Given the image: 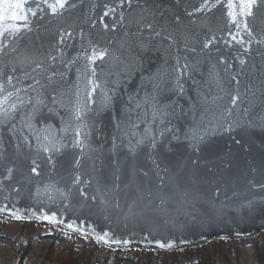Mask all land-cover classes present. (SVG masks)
I'll use <instances>...</instances> for the list:
<instances>
[{"label":"water","instance_id":"1","mask_svg":"<svg viewBox=\"0 0 264 264\" xmlns=\"http://www.w3.org/2000/svg\"><path fill=\"white\" fill-rule=\"evenodd\" d=\"M0 217L123 251L262 236L264 0H0Z\"/></svg>","mask_w":264,"mask_h":264},{"label":"rangeland","instance_id":"2","mask_svg":"<svg viewBox=\"0 0 264 264\" xmlns=\"http://www.w3.org/2000/svg\"><path fill=\"white\" fill-rule=\"evenodd\" d=\"M30 224L32 223H20L7 217H0V264H67L83 254L84 258L88 259L95 250L93 247H85L84 244L77 241V239H85L62 231H55L49 226L38 224V227L33 228ZM49 236L50 238H48ZM249 240L251 239L232 241L247 242ZM81 247L88 251L84 253L76 249ZM102 248L105 251L110 250ZM104 250L98 252L100 262H104L107 256ZM110 251L119 252L120 257L125 260L134 256V250ZM257 258L258 256L253 250L245 248L240 256V262H236V264H255Z\"/></svg>","mask_w":264,"mask_h":264},{"label":"trees","instance_id":"3","mask_svg":"<svg viewBox=\"0 0 264 264\" xmlns=\"http://www.w3.org/2000/svg\"><path fill=\"white\" fill-rule=\"evenodd\" d=\"M30 226L38 227L36 224H30ZM31 236L33 237V235ZM77 241L84 244L85 247L91 246L95 250L88 259L84 258L82 253L83 257L78 256L67 264H236V262H240V256L245 248L253 250L257 254L258 258L255 264H264V234L247 242L217 240L203 247L168 254L134 250L133 258L126 260L120 257L119 252L105 251L88 240L77 239ZM76 249L84 253L88 251L84 247ZM101 250L107 253L104 262H100L98 255Z\"/></svg>","mask_w":264,"mask_h":264},{"label":"bare ground","instance_id":"4","mask_svg":"<svg viewBox=\"0 0 264 264\" xmlns=\"http://www.w3.org/2000/svg\"><path fill=\"white\" fill-rule=\"evenodd\" d=\"M117 251H120V250H117ZM123 251V250H122Z\"/></svg>","mask_w":264,"mask_h":264}]
</instances>
